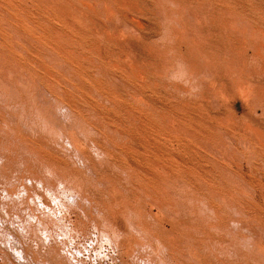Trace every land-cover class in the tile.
<instances>
[{
  "label": "rangeland",
  "instance_id": "obj_1",
  "mask_svg": "<svg viewBox=\"0 0 264 264\" xmlns=\"http://www.w3.org/2000/svg\"><path fill=\"white\" fill-rule=\"evenodd\" d=\"M0 264H264V0H0Z\"/></svg>",
  "mask_w": 264,
  "mask_h": 264
},
{
  "label": "bare ground",
  "instance_id": "obj_2",
  "mask_svg": "<svg viewBox=\"0 0 264 264\" xmlns=\"http://www.w3.org/2000/svg\"><path fill=\"white\" fill-rule=\"evenodd\" d=\"M252 32V31H251Z\"/></svg>",
  "mask_w": 264,
  "mask_h": 264
}]
</instances>
